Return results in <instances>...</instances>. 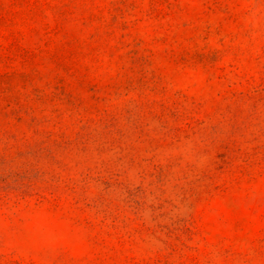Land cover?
<instances>
[{
	"label": "rangeland",
	"instance_id": "rangeland-1",
	"mask_svg": "<svg viewBox=\"0 0 264 264\" xmlns=\"http://www.w3.org/2000/svg\"><path fill=\"white\" fill-rule=\"evenodd\" d=\"M0 264H264V0H0Z\"/></svg>",
	"mask_w": 264,
	"mask_h": 264
}]
</instances>
